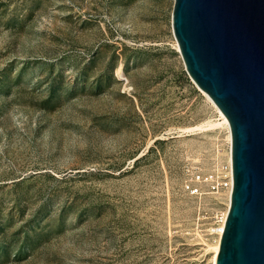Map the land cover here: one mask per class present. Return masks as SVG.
<instances>
[{"label": "rangeland", "instance_id": "rangeland-1", "mask_svg": "<svg viewBox=\"0 0 264 264\" xmlns=\"http://www.w3.org/2000/svg\"><path fill=\"white\" fill-rule=\"evenodd\" d=\"M172 3L0 0V264H211L184 184L228 133Z\"/></svg>", "mask_w": 264, "mask_h": 264}, {"label": "water", "instance_id": "water-1", "mask_svg": "<svg viewBox=\"0 0 264 264\" xmlns=\"http://www.w3.org/2000/svg\"><path fill=\"white\" fill-rule=\"evenodd\" d=\"M185 71L230 130L228 212L214 264H264V0H173Z\"/></svg>", "mask_w": 264, "mask_h": 264}, {"label": "built area", "instance_id": "built-area-1", "mask_svg": "<svg viewBox=\"0 0 264 264\" xmlns=\"http://www.w3.org/2000/svg\"><path fill=\"white\" fill-rule=\"evenodd\" d=\"M223 158L220 160L216 157L207 168L191 171L184 184L186 192L191 196L206 194L219 200L220 206L204 212L199 229L201 235L208 237L213 243H219L223 233L232 190L230 143L226 145Z\"/></svg>", "mask_w": 264, "mask_h": 264}, {"label": "bare ground", "instance_id": "bare-ground-1", "mask_svg": "<svg viewBox=\"0 0 264 264\" xmlns=\"http://www.w3.org/2000/svg\"><path fill=\"white\" fill-rule=\"evenodd\" d=\"M175 38V37H174ZM176 41V40H175ZM176 49H177V51H179V48H178V45H177V42H176ZM197 86V85H196ZM198 87V86H197ZM198 89L203 93V94H205L206 95V97L209 99V101L213 104V106L216 108V110H217V112H218V114H219V120H221V121H219V122H217L216 124H224L225 126H226V128H227V137H228V139H227V143H230V130H229V125H228V121H227V119H226V117L222 114V112L217 108V106L213 103V101L210 99V97L203 91V90H201L199 87H198ZM190 130H194V128L192 129H190ZM228 204V203H227ZM218 248H219V245H218V242H214V245H210L209 247H208V249H210L209 250V253H211V255H210V261H211V264H214V261H215V258H216V255H217V253H218Z\"/></svg>", "mask_w": 264, "mask_h": 264}]
</instances>
